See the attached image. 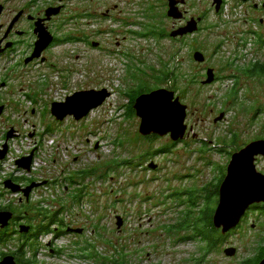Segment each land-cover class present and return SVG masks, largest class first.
<instances>
[{
    "label": "rangeland",
    "instance_id": "rangeland-1",
    "mask_svg": "<svg viewBox=\"0 0 264 264\" xmlns=\"http://www.w3.org/2000/svg\"><path fill=\"white\" fill-rule=\"evenodd\" d=\"M67 4L54 31L61 40L73 37L75 42H63L42 55L45 64L27 66L33 42L26 40L12 59L1 64L14 79L10 93H3L8 103L6 121L0 123V151L7 146L8 153L0 159V206L12 204L20 212L29 211L35 226L40 223L36 204L47 201L42 205L52 212L67 206L61 218L68 229L81 231L40 237L37 245L25 249L26 259L36 264H100L89 256L95 252L113 256L109 242L125 250L132 264H243L262 258L264 215L259 212H250L214 250L191 230H179L188 217L193 223L209 218L219 197L208 190L212 187L213 193L224 179L232 155L264 139V78L244 71L253 61L264 63V53L244 46L249 29L245 9L227 0L218 15L214 0H186L180 6L184 19L172 20L167 0ZM87 10L88 19L71 22ZM108 10L111 16L105 18ZM204 16L195 34L171 38ZM197 52L205 56L204 63L195 60ZM210 69L216 79L205 86ZM166 71L178 76L177 90L163 81ZM104 89L111 96L80 122L70 117L58 123L51 114L53 103H63L77 92ZM140 89L173 91L188 107L184 140L140 134L142 121L129 116L128 97ZM221 115L223 120L217 122ZM49 127L53 133H48ZM12 131L13 138L7 140ZM33 151L35 171L28 173L17 162ZM257 168L264 172V159ZM10 174L48 186L34 189L31 204L21 207L25 195L5 188ZM72 176L77 186L69 184ZM14 182L22 188L28 183ZM79 189L84 198L75 202ZM19 239L0 246L1 260L19 253ZM231 248L236 249L233 257L226 255Z\"/></svg>",
    "mask_w": 264,
    "mask_h": 264
},
{
    "label": "water",
    "instance_id": "water-1",
    "mask_svg": "<svg viewBox=\"0 0 264 264\" xmlns=\"http://www.w3.org/2000/svg\"><path fill=\"white\" fill-rule=\"evenodd\" d=\"M168 1V18L172 20H183L184 13L181 5L186 4V0H167ZM222 0H214V7L217 13L222 8ZM0 8V13H1ZM62 8L50 9L46 12V20H40L36 24L35 34L38 41L35 44L33 55L26 60L30 64L35 60L42 59V55L54 44L55 37L45 26V21H51L53 17L60 15ZM201 19H193L185 28L172 33L171 38L185 37L193 35L199 31ZM99 44H94L98 47ZM195 60L204 63L205 56L201 52L195 54ZM44 61V59H42ZM216 75L214 70L210 69L207 73V80L203 85L207 86L214 83ZM111 93L104 89L101 91H84L77 92L63 103H53L51 105V114L57 122H64L72 117L77 122L87 118L94 110L103 106ZM136 115L141 119L140 134L144 137L152 135L167 136L170 135L174 142L184 140L188 136V126L186 124L188 107L181 102L175 92L160 89L139 96L134 106ZM3 108H0V116ZM224 115L217 120H223ZM13 131L7 135V140L12 139ZM8 153L6 146L0 153V159L4 160ZM35 152L30 157L23 158L17 162L20 169L31 173ZM264 157V140L250 143L242 150L232 156L231 162L227 169V175L220 187V198L217 206L213 224L222 235L226 236L240 225L243 218L254 205L264 204V174L260 173L257 168V158ZM46 183H33L31 186L23 189L13 181L5 182V188L14 194H24L25 198L30 201L34 189L44 186ZM14 214L12 212H0V231L10 226ZM120 220V219H119ZM122 221L118 226L121 229ZM31 227L22 226L20 232L29 234ZM68 232L81 233V231L68 229ZM236 249L226 250V255L233 257ZM0 264H17L13 256L5 257ZM264 264V260L260 263Z\"/></svg>",
    "mask_w": 264,
    "mask_h": 264
},
{
    "label": "flooded vegetation",
    "instance_id": "flooded-vegetation-1",
    "mask_svg": "<svg viewBox=\"0 0 264 264\" xmlns=\"http://www.w3.org/2000/svg\"><path fill=\"white\" fill-rule=\"evenodd\" d=\"M18 1L3 0L2 2H0V8H2L0 13V108H3V112L0 116V123L6 121L5 112L7 111V103H8L6 99H4L3 93H6L5 96L8 94L7 92L10 93V91L12 90L11 89L12 79H14L12 72H7V70L3 71V67L1 66V64L3 62H6L7 60L12 59V57L18 53L17 49L25 45L26 40H31L33 42V44L29 46L32 56L35 50V44L38 41V36L35 34L37 22L40 20L42 21L46 20V12L48 10L57 9L61 7L62 11L60 15L53 17L51 21H45L46 22L45 26L48 28L50 33H52V35L55 37V42L43 54V57L47 56L48 53H50L54 48L59 46L63 40H61L59 36L55 33L54 28L58 18H60L66 13L68 7L67 1L69 2V0L67 1L66 0H24V2L19 3L18 6L15 7L10 6V3L12 4ZM226 1L227 0H222L223 7L222 10H220V12L218 13V15H220V13L223 12L224 4H226ZM232 1L233 3L235 2L236 4L241 5L246 12V18L244 22L248 24L249 29L247 30L248 38H246L247 40L244 46L245 45H247L248 47L251 46L250 48L251 51L264 53V0H232ZM88 13L89 12L87 10L83 13L74 15L73 18L71 19V22H79V20H82L83 18L88 19L90 16ZM103 16H105V18H109L111 16L110 11L108 10L106 14H103ZM205 18H206L205 16L200 18L201 22L204 21ZM235 20L238 21L237 23L241 22L239 19H235ZM241 41L244 42L243 39H241ZM39 61L45 64L47 59H45L44 61L35 60L32 63L38 64ZM26 65L28 66L29 64ZM254 70L256 73H251V71ZM244 71L247 75L261 76L264 78V63H261L260 61H253L252 63L249 64V67H247L246 70ZM29 99L32 100L33 98L29 96ZM260 140H264V139H260ZM261 159H264V157H258L256 164ZM259 172L264 174V172L261 171ZM32 183L33 182H28L26 185H23V188H27L31 186ZM20 202H21V207L23 206L28 207L31 204V201L24 199L23 200L21 199ZM22 211L24 212L13 211V209L10 210L9 207H0V212H12L14 214V218L10 222V226L0 231V241L1 239H3V241H6L8 239L10 241L9 244H11L14 238L20 237L19 240L23 244L26 243V241H28L29 239L33 238L35 229H34V224L30 223L31 214L29 211L26 210H22ZM250 212H256V213L259 212L264 215V204L254 205L253 207H251L240 224L246 222L248 216L250 215ZM22 226L31 227V231L29 232V234L22 235V233L20 232V228ZM0 246H4V245L0 244ZM7 255L4 256L2 255L3 259L4 257H7ZM11 255L16 259L17 264H19L18 254L11 253ZM2 260L0 259V262H2Z\"/></svg>",
    "mask_w": 264,
    "mask_h": 264
},
{
    "label": "trees",
    "instance_id": "trees-1",
    "mask_svg": "<svg viewBox=\"0 0 264 264\" xmlns=\"http://www.w3.org/2000/svg\"><path fill=\"white\" fill-rule=\"evenodd\" d=\"M76 39L73 37H67V39H65V41L63 42H75ZM251 73H256L255 70L251 71ZM165 80L163 81H167L170 83H173V89L177 90L176 85L178 86V76L175 74V72L171 71V72H165ZM152 92L151 90H147V89H140L137 92H134L133 94H131L130 96H128L130 98L131 101V105L129 106V116L130 117H134L136 115L134 106H135V102L137 100V98L143 94H147ZM48 133H53L54 130L49 127L47 128ZM92 174L89 173L88 175ZM75 176H72L71 178H69L68 182L71 186H77L78 182L75 181ZM225 179V177H224ZM224 179L220 182L219 186L216 187L215 191L212 193L210 188V195H218V197L220 198V187L224 181ZM32 182V180H27ZM84 198V190L79 189L77 194L74 195V200L75 202H81V199ZM194 200V201H193ZM195 200L196 198H190V203L191 205H195ZM211 200L209 197L207 198V202L208 204L211 203ZM59 202V201H58ZM43 204L47 203V201H43ZM42 203L40 202L38 205V207H35V210L37 211V220H40V223L38 225H34V229H35V233L32 239H29L28 241H26V243H23L20 247L19 253H18V260H19V264H36V262L34 260H29L26 259V253H25V249L27 247H34V245H37V241L40 237L44 236V235H51V234H55L57 236H63L68 234L67 230H68V225L65 223V221L61 218V216L68 211L67 206H62L60 207L58 210L55 209V211H49L47 209H45V207L42 205ZM54 203V202H53ZM57 205V204H55ZM218 205V204H217ZM10 210L13 209V211H17L20 212L18 210H20V208H14V206L11 204L10 206H8ZM196 207V206H195ZM216 209H213V212L211 213V215L209 216V218L205 217L204 220H197L195 221V223H193L190 219V217L187 218V220L180 226L179 230H186V231H192L194 234L195 238H200L202 243H205L206 246L208 247L209 250H214L215 248L222 246L225 241L226 238H228V235L224 236L222 235L220 230H217L213 224V218L216 212ZM211 210L210 207H208L207 211ZM192 213H190L189 215H192ZM191 221V223H190ZM204 222L203 225V229H199L200 227V223ZM67 229V230H66ZM70 229V228H69ZM98 229V228H96ZM193 237V236H192ZM10 243V241L7 239L6 241H3V239H1L0 244L3 245H8ZM110 247H112L114 249V255L113 256H109L106 257L105 255L102 256L101 254L95 252L94 254H90L89 258L91 260H96L98 261L100 264H132V262L128 259L129 255H126L125 250H122L121 248L117 247L114 245L113 242H109L108 243ZM85 251V250H84ZM84 257V256H82ZM264 260V250H263V254H262V258L258 259L256 258L255 260L252 261H247L243 264H260L262 261Z\"/></svg>",
    "mask_w": 264,
    "mask_h": 264
},
{
    "label": "built area",
    "instance_id": "built-area-1",
    "mask_svg": "<svg viewBox=\"0 0 264 264\" xmlns=\"http://www.w3.org/2000/svg\"><path fill=\"white\" fill-rule=\"evenodd\" d=\"M2 151H0V153H1ZM34 165V164H33ZM32 170H33V172L35 171V169L33 168V166H32ZM10 176H11V174H10ZM10 179H13V180H19V179H22V178H17V177H14V176H11V177H7L6 179H5V181L6 180H10Z\"/></svg>",
    "mask_w": 264,
    "mask_h": 264
}]
</instances>
